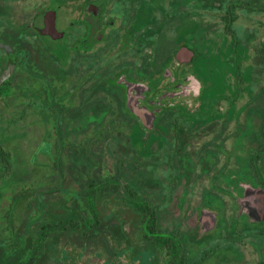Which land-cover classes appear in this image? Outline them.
<instances>
[{"label": "flooded vegetation", "instance_id": "af4514ba", "mask_svg": "<svg viewBox=\"0 0 264 264\" xmlns=\"http://www.w3.org/2000/svg\"><path fill=\"white\" fill-rule=\"evenodd\" d=\"M210 15H184L181 0H44L0 22L16 56L1 80L10 55L0 47V137L21 160L0 182L1 234L10 219L36 217L38 190L48 189L67 205L94 204L95 214H83L101 227L98 238L60 240L52 251L120 264V251L141 237L170 236L182 258L212 234H201L205 209L218 220L231 210L216 189H237L236 206L245 185L264 189V102L255 86L206 83L214 69L205 61L236 59L230 48L216 54V42L230 46L238 34L225 21L215 30ZM184 46L195 53L190 63L177 54ZM186 220L197 234L184 232ZM173 247L160 264L172 262Z\"/></svg>", "mask_w": 264, "mask_h": 264}, {"label": "trees", "instance_id": "16d2710c", "mask_svg": "<svg viewBox=\"0 0 264 264\" xmlns=\"http://www.w3.org/2000/svg\"><path fill=\"white\" fill-rule=\"evenodd\" d=\"M240 10L264 11V6H252L249 3L232 2L227 6V13L222 16L223 21L227 22L230 29L234 30V24L237 19V12ZM218 36V34H217ZM232 37L231 45L225 43L220 46L218 42L215 45V53H223L230 48L231 53L236 54V59H221L214 58L211 61H205L204 70L214 69V72L203 74L207 84L213 86L220 85H245L249 90L255 91L252 88L251 75L254 64H251V53L247 44L241 42L240 35L237 33L230 35ZM254 55L264 62V47L255 50ZM232 61V62H231ZM254 86V85H253ZM212 94L218 95L224 93L222 90L209 91ZM4 94L0 91V99ZM10 140V139H9ZM5 140L0 137V182L5 180L4 172L11 165L20 164L21 160L16 154L11 152V149L5 145ZM27 157L23 160L25 161ZM18 180L16 173L10 174ZM15 180V181H16ZM13 181V180H12ZM2 184L0 183V199H2ZM34 207L38 214L32 219H26L23 222L15 220L8 221V230L6 235L1 234L0 227V264H87L82 262L84 254L79 252L68 251H52L51 247L57 245L59 241L66 243L68 240H75V244H82L85 240L98 238L101 232V227L98 226V220L85 216L83 211L90 210L95 214L96 206L92 203H84L77 205H67L56 199L53 193L48 189H39L36 195ZM238 209V206H236ZM235 221L239 220L237 216ZM249 224L247 216H242ZM241 219V218H240ZM23 223V224H22ZM233 230V229H229ZM228 230V231H229ZM94 232V234L88 233ZM226 231V232H228ZM90 234V235H89ZM155 239V240H154ZM229 240V239H227ZM139 243L130 245V248L120 251L121 256L130 257L133 251L140 248L154 249L156 254L151 255L147 264H160L161 252L166 246H174L170 249V260L168 264H177V260L181 264H199V260L193 261L191 250L184 249L182 258L180 257V248L176 246L174 238L170 236L152 237V240H145L141 237ZM151 242V244H150ZM233 243V242H230ZM75 246V245H74ZM149 253L146 252V254ZM190 254V255H189ZM112 261L114 253L109 252ZM257 264H264V260L258 261Z\"/></svg>", "mask_w": 264, "mask_h": 264}, {"label": "rangeland", "instance_id": "374dc122", "mask_svg": "<svg viewBox=\"0 0 264 264\" xmlns=\"http://www.w3.org/2000/svg\"><path fill=\"white\" fill-rule=\"evenodd\" d=\"M42 1L44 0H1L0 22L5 21V24L7 23L6 20L14 22L19 10L31 9L33 4H38ZM232 2H246L252 6H264V0H181L184 15H193L200 19L204 15L205 18L203 20L206 21L209 20L208 12L214 11L215 15L214 17L210 15V19L215 21V30L218 31L223 29L222 16L227 13V6ZM234 28L249 48L251 64H254L250 80L252 86L254 85L257 91L258 101L264 102V62L254 55L255 50L264 47V11L239 9ZM169 35H172V31L169 32ZM216 38L219 37L217 36ZM243 100L250 101L248 96H245ZM16 130V125L12 124V130L9 133L16 134ZM11 144L10 148L13 150L15 143ZM24 163H32V158H26ZM8 179L16 180L12 176H9ZM237 191L235 188H219L215 190L216 201L218 203L225 201L232 203L231 210L227 212L220 210L216 230L210 236L201 237L199 235V240L192 243L190 254L193 261L199 260V264H257L258 260H260V253H264V223L249 224L242 217L235 221L234 217L237 216L238 209H236V204L233 203ZM190 222L186 220L185 233L193 230L195 227ZM230 228L238 234L236 233V236L230 240L224 239V234L226 235V231ZM195 231L194 229V233L197 234ZM201 234H203L202 231ZM148 251L149 253L146 254ZM153 254L157 255L156 250L140 248V250L133 251L130 257L121 256L119 263L147 264V262H151V260L147 261V259ZM92 261L98 263L97 259L92 258Z\"/></svg>", "mask_w": 264, "mask_h": 264}, {"label": "water", "instance_id": "95a60500", "mask_svg": "<svg viewBox=\"0 0 264 264\" xmlns=\"http://www.w3.org/2000/svg\"><path fill=\"white\" fill-rule=\"evenodd\" d=\"M0 47L5 49L10 55V64L7 70L1 76V80H5L13 72L15 67L16 56L14 55L11 47L3 39L0 38ZM178 55L187 56L188 61L194 56V51L188 47H182ZM185 61V60H184ZM247 216L248 220L252 224L264 223V189L254 188L251 185L244 186V195L238 199V213L237 218L240 219L242 216ZM202 233L206 235L216 230L218 226V213L205 209L202 213Z\"/></svg>", "mask_w": 264, "mask_h": 264}]
</instances>
